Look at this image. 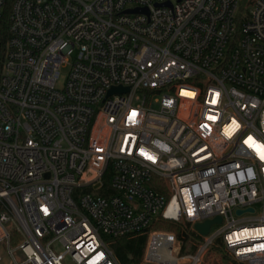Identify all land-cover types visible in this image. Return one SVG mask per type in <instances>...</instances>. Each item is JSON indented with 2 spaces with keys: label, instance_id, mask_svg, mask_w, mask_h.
I'll list each match as a JSON object with an SVG mask.
<instances>
[{
  "label": "built area",
  "instance_id": "2783aa9c",
  "mask_svg": "<svg viewBox=\"0 0 264 264\" xmlns=\"http://www.w3.org/2000/svg\"><path fill=\"white\" fill-rule=\"evenodd\" d=\"M248 6L0 0V246L15 264H123L112 243L140 234L130 264H264V0Z\"/></svg>",
  "mask_w": 264,
  "mask_h": 264
},
{
  "label": "trees",
  "instance_id": "16d2710c",
  "mask_svg": "<svg viewBox=\"0 0 264 264\" xmlns=\"http://www.w3.org/2000/svg\"><path fill=\"white\" fill-rule=\"evenodd\" d=\"M251 0H240L241 7L248 6ZM155 228L165 229L175 232L179 237L185 238L190 227L184 223H163L156 225ZM148 236L147 234H140L129 237H122L115 239L112 243L116 255L123 264H130L132 262H139L146 248Z\"/></svg>",
  "mask_w": 264,
  "mask_h": 264
},
{
  "label": "rangeland",
  "instance_id": "374dc122",
  "mask_svg": "<svg viewBox=\"0 0 264 264\" xmlns=\"http://www.w3.org/2000/svg\"><path fill=\"white\" fill-rule=\"evenodd\" d=\"M248 9H249V6H246V7L244 8L245 11H248ZM68 71H69V68H68V67H64V68L62 69V74H61V78H60V80H59V82H58V86L61 87V86L64 85V82H65L66 76H67V74H68ZM153 106L155 107L156 105H153ZM197 239H198V237L195 236V235H192L191 238H190V240H192V241H194V242H196ZM189 243H190V242H188V245L185 246V249L188 248L189 251H192V250L194 249V246L191 245V246L189 247ZM112 248H113V246H112ZM113 250L115 251L114 248H113ZM115 253H116V252H115ZM0 254H1V256H2V260L0 261V264H15L13 258L11 257V255H9L7 248H6L5 246H3V245L0 246ZM15 256H16V258H17L19 261H22V260L24 259L23 254H22L21 251L16 252V253H15Z\"/></svg>",
  "mask_w": 264,
  "mask_h": 264
},
{
  "label": "water",
  "instance_id": "95a60500",
  "mask_svg": "<svg viewBox=\"0 0 264 264\" xmlns=\"http://www.w3.org/2000/svg\"><path fill=\"white\" fill-rule=\"evenodd\" d=\"M169 3V2H168ZM142 11H146L147 12V8H137V9H130L127 10V12H142ZM116 91H124L123 87H114L110 90V93L116 92ZM243 210H238V213H241ZM251 211H253V208L251 209ZM222 218L220 216L216 217L215 219L212 220H207L203 223H196L195 224V228L196 230H198L200 233L202 234H207L212 226L213 223L216 222H221Z\"/></svg>",
  "mask_w": 264,
  "mask_h": 264
},
{
  "label": "snow or ice",
  "instance_id": "6c2138e0",
  "mask_svg": "<svg viewBox=\"0 0 264 264\" xmlns=\"http://www.w3.org/2000/svg\"><path fill=\"white\" fill-rule=\"evenodd\" d=\"M262 158H264V157H262Z\"/></svg>",
  "mask_w": 264,
  "mask_h": 264
}]
</instances>
